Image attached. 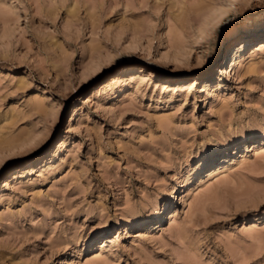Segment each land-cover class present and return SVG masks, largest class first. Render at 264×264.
<instances>
[{"label":"rangeland","instance_id":"374dc122","mask_svg":"<svg viewBox=\"0 0 264 264\" xmlns=\"http://www.w3.org/2000/svg\"><path fill=\"white\" fill-rule=\"evenodd\" d=\"M263 26L264 0H0V264H264V31L219 73Z\"/></svg>","mask_w":264,"mask_h":264},{"label":"bare ground","instance_id":"6f19581e","mask_svg":"<svg viewBox=\"0 0 264 264\" xmlns=\"http://www.w3.org/2000/svg\"><path fill=\"white\" fill-rule=\"evenodd\" d=\"M227 10L226 7L224 8H219V9H216L215 11L217 13H224L225 11ZM260 26V25H258ZM261 31H264V26L262 29H251L250 30V33L251 35H249V38L245 37V38H241L243 39L242 41H240L237 45H235L233 47V49L231 50V53H230V60L229 62L231 61V65L227 64V66H224V65H221L219 66V73H220V77L223 76L224 73H227L228 72V69H230V71H232L234 68H235V65L237 64V62L239 61V59L242 58L243 56V51L250 45V37L253 36V35H257L259 34V32ZM229 73V72H228ZM208 81H204V87H203V90L204 91H207V86H208ZM211 90H208V92L210 93ZM264 130V129H263ZM264 133V132H263ZM232 134V133H231ZM262 134V133H261ZM245 136V135H244ZM229 138L231 139L232 136H229V137H226L225 135L223 134H218V135H215L213 137H211L203 147H201L200 151H199V155L201 156V158L205 155V154H208L214 150H217L218 148H220L226 141L229 140ZM249 147V146H248ZM247 147V151H245L243 153V155L241 156V158L239 159L241 162H247V159L249 160V157H248V151H249V148ZM251 147V146H250ZM259 149L260 147H254V150L256 152H259ZM253 152V151H252ZM228 161H226V159L218 166L215 167V169H213V173L217 174V172H219V170L222 171L223 168H225V164L227 163ZM29 172V171H28ZM189 172V171H188ZM20 173V171H19ZM212 173V175H213ZM21 174V173H20ZM184 176H186V174H184ZM186 178V177H185ZM173 191L176 190V186L173 187L172 189ZM171 191V193L173 192ZM159 206V198H156V199H153L151 200L149 203L145 204L144 207H142L141 209L137 210L136 212H134L133 214V217L136 218V219H141V218H144V216L146 214H152V213H155L157 208ZM138 219V220H139ZM85 250V248H79L78 249V252L79 253H83Z\"/></svg>","mask_w":264,"mask_h":264}]
</instances>
